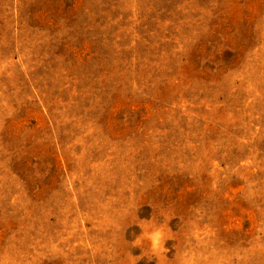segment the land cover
I'll return each instance as SVG.
<instances>
[{
  "label": "rangeland",
  "instance_id": "obj_1",
  "mask_svg": "<svg viewBox=\"0 0 264 264\" xmlns=\"http://www.w3.org/2000/svg\"><path fill=\"white\" fill-rule=\"evenodd\" d=\"M133 262L264 264V0H0V264Z\"/></svg>",
  "mask_w": 264,
  "mask_h": 264
},
{
  "label": "clouds",
  "instance_id": "obj_2",
  "mask_svg": "<svg viewBox=\"0 0 264 264\" xmlns=\"http://www.w3.org/2000/svg\"><path fill=\"white\" fill-rule=\"evenodd\" d=\"M141 227L139 235H137L132 241V246L138 248L143 241L149 242V251L152 253V256L159 257L161 254L166 252L165 242L170 239L166 235V225L160 224L158 226L152 224H145ZM143 258V257H140ZM136 264V262H133Z\"/></svg>",
  "mask_w": 264,
  "mask_h": 264
}]
</instances>
